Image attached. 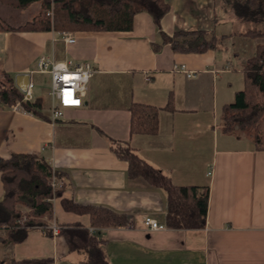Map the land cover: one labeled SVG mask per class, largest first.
Segmentation results:
<instances>
[{
	"label": "crops",
	"instance_id": "0c3cea01",
	"mask_svg": "<svg viewBox=\"0 0 264 264\" xmlns=\"http://www.w3.org/2000/svg\"><path fill=\"white\" fill-rule=\"evenodd\" d=\"M164 1L168 10L159 22L168 35L177 28L219 35L233 30L217 31L218 22L239 21L220 0ZM28 6L0 3V17L10 25L23 23L37 11L14 23L5 15L15 17ZM58 32L0 30V69L14 84L16 75L27 73L31 98L41 97L34 90L38 75L45 74L49 85L48 73L35 70L41 54L57 61L85 60L94 68L82 105L64 107L55 118L50 117V98L46 104L42 100V116L0 102V156L41 155L62 177L61 194L48 198L51 214L42 219L93 227L87 213L63 208L61 197L126 213V224L99 229L110 264H264V150L254 149L244 134L221 131L218 123L221 106L242 87L243 60L264 36L233 34L219 48L201 52L173 51L168 42L154 50L152 43L160 42V35L145 11L133 14L129 30H70L71 43H64ZM180 64L181 69L173 68ZM168 92L173 108H159L157 131L129 133L128 104L162 107ZM107 136L127 141L174 184L207 186L204 225L148 229L144 214L163 222L164 194L141 177H127L126 162L110 151ZM6 230L0 227V236ZM30 257H50L49 264H83L84 254L68 250L61 235H48L40 226L28 228L21 241L0 242V260Z\"/></svg>",
	"mask_w": 264,
	"mask_h": 264
},
{
	"label": "trees",
	"instance_id": "16d2710c",
	"mask_svg": "<svg viewBox=\"0 0 264 264\" xmlns=\"http://www.w3.org/2000/svg\"><path fill=\"white\" fill-rule=\"evenodd\" d=\"M38 2L39 9L30 19L17 25L8 24L0 17V30L32 31H123L132 26L133 14L147 12L160 35V42L152 43L157 50L168 42L173 51L201 52L219 48L222 40L233 34L264 36V0H220L234 18L246 23L241 30L215 35L203 28H177L170 35L160 28V18L168 10L164 0H0L11 8H24ZM51 10V15L46 10ZM242 87L234 91L232 101L221 106L219 128L223 132H243L251 139L254 149L264 150V41L257 43L254 52L243 60L240 68ZM0 102L10 106L18 102L23 109L42 116L44 108L40 96L23 99L21 90L13 83L12 76L0 69ZM159 108L172 109V95L168 92L165 104L158 107L148 103L130 102L129 133L153 134L158 128ZM113 154L126 162L128 178L141 177L148 184L159 188L165 198L163 222L169 228H198L204 225L208 203V187L194 184H174L168 174L155 167L125 140L106 137ZM54 170L47 160L34 153L13 152L0 156V227L7 228L0 242L21 241L26 230L40 226L53 233L42 219L51 214L48 198L61 194V186L52 190L49 177ZM63 208L88 214L90 230L79 222L57 224L68 250L81 251L83 264H110L104 249L105 238L99 229L126 224V213L115 212L102 205L76 203L60 198ZM17 204L26 207L21 211ZM50 257H30L0 260V264H49Z\"/></svg>",
	"mask_w": 264,
	"mask_h": 264
},
{
	"label": "built area",
	"instance_id": "2783aa9c",
	"mask_svg": "<svg viewBox=\"0 0 264 264\" xmlns=\"http://www.w3.org/2000/svg\"><path fill=\"white\" fill-rule=\"evenodd\" d=\"M47 15H51V10H46ZM60 38L64 43H71L74 37L68 31H59ZM175 69H181L182 65H173ZM35 70L38 72H47L49 76V98H50V117L55 118L61 115V109L64 107H79L82 105V98L87 89V83L94 71L91 63L88 61H74L72 59L54 60L52 57L41 54L36 59ZM31 82H28L25 89L21 90L23 99L31 98ZM71 92V97L67 96V92ZM69 99L78 101V103L66 102ZM19 106L18 102L13 103ZM49 185L52 190L57 189L62 184V177L52 171L49 177ZM42 217H45L44 215ZM143 223L148 229L156 230L165 228L164 223L159 222L150 214L143 215ZM47 226L56 233L58 225L54 222L47 223ZM90 232L94 231L91 227ZM192 264V263H183Z\"/></svg>",
	"mask_w": 264,
	"mask_h": 264
},
{
	"label": "rangeland",
	"instance_id": "374dc122",
	"mask_svg": "<svg viewBox=\"0 0 264 264\" xmlns=\"http://www.w3.org/2000/svg\"><path fill=\"white\" fill-rule=\"evenodd\" d=\"M216 8V6H214ZM38 5L36 2L32 3L31 5H29L26 9L24 10H18L20 11L15 17L12 15H5L6 16V20L10 23H14L20 20H23L24 18H29L31 16V14H34V12L37 11ZM217 12V9H216ZM246 25V23L244 22H218L217 25V31H228V30H239L241 28H244V26ZM34 90H37L40 94H41V98L43 100V102L46 104L47 100H49V94H48V90H49V85H48V80H47V76L45 74H41L38 75L36 80L34 81ZM220 122V118L218 123ZM220 125V124H219ZM236 133H241L244 134L245 136H247L245 133L243 132H239L236 131ZM22 208V206H20Z\"/></svg>",
	"mask_w": 264,
	"mask_h": 264
},
{
	"label": "water",
	"instance_id": "95a60500",
	"mask_svg": "<svg viewBox=\"0 0 264 264\" xmlns=\"http://www.w3.org/2000/svg\"><path fill=\"white\" fill-rule=\"evenodd\" d=\"M28 82H29V76H28L27 73L18 74V75L15 76V85L20 90L25 89V87L27 86Z\"/></svg>",
	"mask_w": 264,
	"mask_h": 264
},
{
	"label": "snow or ice",
	"instance_id": "6c2138e0",
	"mask_svg": "<svg viewBox=\"0 0 264 264\" xmlns=\"http://www.w3.org/2000/svg\"><path fill=\"white\" fill-rule=\"evenodd\" d=\"M67 96H68V97H71V92H70V91L67 92ZM66 102H69V103H78V101H74V100H71V99H69V100L66 101Z\"/></svg>",
	"mask_w": 264,
	"mask_h": 264
}]
</instances>
